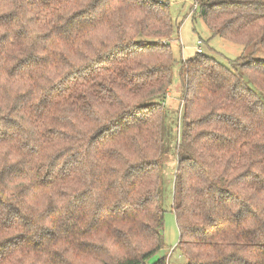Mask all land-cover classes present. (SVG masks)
<instances>
[{"label": "trees", "instance_id": "1", "mask_svg": "<svg viewBox=\"0 0 264 264\" xmlns=\"http://www.w3.org/2000/svg\"><path fill=\"white\" fill-rule=\"evenodd\" d=\"M195 4L212 38L264 52V0ZM176 28L167 0H0V264L164 249ZM179 75L176 248L186 264H264V60L197 54Z\"/></svg>", "mask_w": 264, "mask_h": 264}, {"label": "rangeland", "instance_id": "2", "mask_svg": "<svg viewBox=\"0 0 264 264\" xmlns=\"http://www.w3.org/2000/svg\"><path fill=\"white\" fill-rule=\"evenodd\" d=\"M172 19L177 24L175 34L171 41V48L177 63L172 76V87L170 93L165 98V147L168 154L164 165L162 164V199L164 209L167 211L165 218V242L166 246L150 261L155 263L161 258H167L168 264H186V260L176 247L179 243V228L175 215L172 211L173 182L177 167V158L175 155V146L180 134V123L182 115V82L179 75V66L188 60L197 56V43L201 39L205 45L204 55L215 58L216 60L227 63L239 57L252 55L254 59L264 60L262 50L255 51L232 44L221 38H212L211 32L201 18H195L193 15L195 0H167ZM193 15V16H192Z\"/></svg>", "mask_w": 264, "mask_h": 264}, {"label": "built area", "instance_id": "3", "mask_svg": "<svg viewBox=\"0 0 264 264\" xmlns=\"http://www.w3.org/2000/svg\"><path fill=\"white\" fill-rule=\"evenodd\" d=\"M195 10H196V6L194 7L193 11H195ZM204 45H205L204 41L200 39L197 43V54H203L204 53V49H203Z\"/></svg>", "mask_w": 264, "mask_h": 264}]
</instances>
